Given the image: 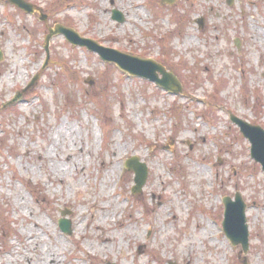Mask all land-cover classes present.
<instances>
[{"label":"rangeland","instance_id":"1","mask_svg":"<svg viewBox=\"0 0 264 264\" xmlns=\"http://www.w3.org/2000/svg\"><path fill=\"white\" fill-rule=\"evenodd\" d=\"M162 1L26 0L29 15L0 0V264H38L46 249L48 264H264V173L230 119L264 128V0ZM56 25L161 63L182 93L63 35L48 54ZM61 125L76 148L54 146ZM132 157L149 170L137 194ZM237 193L246 253L223 232ZM98 205L118 214L102 224Z\"/></svg>","mask_w":264,"mask_h":264},{"label":"water","instance_id":"2","mask_svg":"<svg viewBox=\"0 0 264 264\" xmlns=\"http://www.w3.org/2000/svg\"><path fill=\"white\" fill-rule=\"evenodd\" d=\"M8 3H11L15 7L22 9L29 15H33L37 12L36 8L26 2V0H6ZM162 2L168 4H175L177 0H163ZM232 2H230L231 4ZM113 19L119 23H123L125 20L124 15L119 11H113ZM42 21H47L48 18L46 15L41 16ZM203 23L200 24L202 26ZM56 35H63L67 41L76 47H83L89 51L97 53L101 60H104L110 64H116L117 67L128 73L131 76H139L145 80L152 81L157 84L158 87H161L165 91L174 94L182 93V86L179 83V80L172 72H168L167 69L161 64L157 63L153 59H143L139 56H133L128 53L120 52L117 49H110L104 45H100L97 41L93 39L84 38L80 35L79 32H76L74 29L69 27H64L62 25H56L55 28H49V34L46 36L45 41V51L48 52L50 40ZM49 54V52H48ZM49 57V55H48ZM48 58L46 60V65L48 64ZM38 77H36L29 87L33 86L36 83ZM28 87V88H29ZM26 88L25 91L28 89ZM23 94H18L14 97V100L8 103L7 105H13L14 103L20 101ZM231 121L240 129L243 136L251 144V154L252 158L256 163L262 166L264 172V128L244 121L240 117L231 115ZM126 169L128 171H133L135 173L136 182L135 187H133V193H140L148 177L149 170L147 166L138 160L137 157H132L126 164ZM224 204V221L223 228L224 233L231 242L232 245L239 246L243 248V252L246 253L249 248V225L247 222V204L241 193H237L233 198L225 197L223 199ZM66 213H63V216ZM60 229L72 235L73 230H71V222L69 219H63L60 221ZM244 264H248L247 259Z\"/></svg>","mask_w":264,"mask_h":264},{"label":"bare ground","instance_id":"3","mask_svg":"<svg viewBox=\"0 0 264 264\" xmlns=\"http://www.w3.org/2000/svg\"><path fill=\"white\" fill-rule=\"evenodd\" d=\"M76 139H77V132L74 129H71L70 127L66 125H61L59 128L56 129V133H55V137L53 138V141H54V146L57 149L61 148V146H64L65 148L72 147V149H74L77 147L78 140ZM111 164H114V163H111ZM98 209L103 215V218L100 221V223L102 224L108 222L109 219H111V217H116V215L118 214V210L113 211L109 209V207L98 205ZM96 229L101 230L99 226L98 227L96 226ZM102 240L104 242H108L104 246H107L110 243L113 244L114 246L113 238L103 237ZM27 243L29 245L34 244V239H32L31 241H27ZM28 244L26 246H28ZM43 253L38 254L36 256V259L38 260V264H48L49 262L55 261L58 259L57 254L51 249H46L45 251H43ZM55 264H58V263L55 262Z\"/></svg>","mask_w":264,"mask_h":264}]
</instances>
